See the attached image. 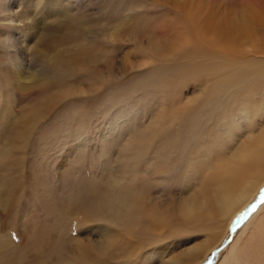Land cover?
<instances>
[{"label":"rangeland","instance_id":"1","mask_svg":"<svg viewBox=\"0 0 264 264\" xmlns=\"http://www.w3.org/2000/svg\"><path fill=\"white\" fill-rule=\"evenodd\" d=\"M263 140L264 0H0V264H264V156L210 215Z\"/></svg>","mask_w":264,"mask_h":264},{"label":"bare ground","instance_id":"2","mask_svg":"<svg viewBox=\"0 0 264 264\" xmlns=\"http://www.w3.org/2000/svg\"><path fill=\"white\" fill-rule=\"evenodd\" d=\"M56 13V12H55ZM49 18H52V19H54V20H56L55 21V24H45L46 26H47V30L50 32V35H47V36H45L44 35V37H42L43 39V41L45 42L46 40H48V39H50V37L52 38V39H54L55 41H57V42H61V44H64V43H62V42H65V41H68V40H71L72 41V39H78L79 37H77V35H79V33L80 32H78V26H79V23H78V21H76V20H74V19H72V18H67V19H65L66 21H65V24H64V26H66V30H68V32L70 31V33H69V35L68 36H66V34H64L65 36H62V37H58V35L56 36V35H54V34H52V33H54V32H57V31H59L60 30V28H61V26H60V22L59 21H57V19H55L54 17H52V15L49 17ZM43 21V20H42ZM50 23V22H49ZM89 24V23H88ZM62 25V24H61ZM88 26V25H87ZM82 27H84V26H82ZM95 27L98 29V31H100V32H103V30H104V26L102 25V26H96V25H90V26H88V27H86L87 29L86 30H84V31H87V32H91V30H92V32H93V30L95 29ZM45 29V28H44ZM44 31H46V30H44ZM48 31H46V33L48 32ZM82 31V30H81ZM83 31V32H84ZM63 32V31H62ZM48 34V33H47ZM101 34V33H100ZM42 35V34H41ZM40 39V38H39ZM53 40V41H54ZM40 41V40H39ZM38 41V42H39ZM71 41H69V42H71ZM43 42V43H44ZM52 43H54V42H51V44ZM40 44V43H39ZM50 44V43H49ZM51 44H50V46H51ZM55 44H57L56 42H55ZM67 44V43H66ZM48 45V44H47ZM53 45V44H52ZM54 46V45H53ZM41 47H42V45H41ZM37 48V47H36ZM44 48V47H43ZM73 48V47H72ZM23 49V48H22ZM33 49V48H32ZM52 49H55V47L54 48H52ZM36 51V49H33V51ZM46 50V49H45ZM72 50V49H71ZM24 51V50H23ZM33 51H31L32 53H33ZM38 51V50H37ZM39 51H40V49H39ZM38 51V53H40ZM42 51H44V50H42ZM47 51V50H46ZM48 51H50L49 49H48ZM59 51V50H58ZM68 51V50H67ZM25 52H27V51H25ZM28 52H30L29 50H28ZM30 52V53H31ZM51 52V51H50ZM54 52V51H53ZM31 53V54H32ZM44 53V52H43ZM60 53H62V52H60ZM29 54V53H28ZM35 53H33L32 55H34ZM51 54V53H50ZM57 54V53H56ZM79 54V50H78V48H76L75 50H73V52H71V55H67V57L65 56H62V55H55L54 57H53V62H51V61H48L47 60V62L46 61H44L46 64L47 63H52L51 64V68H52V71H55V73L56 74H65L67 71H68V67L69 66H72L73 65V63L75 62V60H76V56ZM52 55V54H51ZM44 56V55H43ZM33 57V56H32ZM40 57V56H39ZM37 58V57H36ZM43 58V57H42ZM41 58V60H43ZM45 58V57H44ZM52 58V57H51ZM39 59V58H38ZM44 60H46V59H44ZM42 62V61H41ZM43 62V63H44ZM44 63V64H45ZM50 65V64H49ZM49 65H46V66H49ZM50 68V69H51ZM60 76V75H59ZM252 92V90H250L249 89V92H248V94H250ZM176 112H174L173 114L171 113L170 115H171V118L173 119V120H180V117H182L183 118V115L182 116H180V113L181 112H178V113H176ZM181 121H182V119H181ZM163 133V132H162ZM162 141V140H161ZM162 143H164V142H162ZM165 144H167L166 142L164 143V145H162L163 147H164V149H165V151L167 150H169L170 148H173V147H176L177 146V143H176V141H175V139L174 140H172V141H168V144L167 145H165ZM262 144L264 145V140L262 141ZM162 147V148H163ZM260 149V148H259ZM160 150H162L161 148H160ZM159 150V151H160ZM158 151V150H157ZM166 151V152H167ZM162 152H164V151H162ZM157 153V152H156ZM264 156V151H255V152H253L250 156H249V159H243V160H245V162L243 163V164H241V165H239V166H237V168L234 170V171H232L231 172V174L230 173H224L222 176H221V180L223 181L221 184H222V186L223 187H221L220 188V190H222L223 191V196H222V200L223 201H221V202H219V203H212L211 204V202H209L214 208H216L218 211H216L215 209V211L213 212V214H210L211 213V211H210V215L211 216H214L215 214L214 213H219L220 211H222V213L225 211V210H227L229 213H232V208L234 207V206H236V208H237V210H235V213H238L241 209H242V203H240L239 205H237L240 201H239V197L237 198V196H235V195H237V194H234V192H232L231 193V191H229L228 190V187H227V185L228 184H230L231 182H238V180H239V178L238 177H236V176H238L239 175V177H240V181H242L244 178H245V176L247 175V173L249 172V169L247 168V162H249L253 167H255V159L256 158H259V157H263ZM161 157V156H160ZM158 172H160V170L158 171ZM211 178H212V180L214 179V177L213 176H211ZM244 188V187H243ZM245 189V188H244ZM247 191V190H246ZM243 192H245V190L243 191V189H242V191H241V194H240V196L243 198V200H244V202H247V200L248 199H246L247 197H248V195H244L243 194ZM204 193V192H203ZM202 193V194H203ZM159 194H161V193H159ZM202 194H200V195H202ZM234 194V195H233ZM161 195H159L158 197H160ZM157 197V198H158ZM159 199V198H158ZM70 200V199H69ZM195 200V199H194ZM194 200H190V202H188V203H186V204H188L187 205V208H186V210H184L183 212H184V214L185 215H188V216H192V214H191V211L192 210H200L201 208H203V209H205V207H207L208 205H207V200L206 199H203V200H201V204H199V205H195V203H197L196 201H195V203H194ZM214 201H218V198H216V199H213ZM137 201H141V200H136L135 198H132L131 199V201H128V203H130V207L129 208H126V209H124V210H120V209H118L116 206H115V204L114 203H112V204H110V206H108V207H104V210H103V215H105V219H110L113 223H115V222H119L120 221V219H121V216H122V214L125 212L126 213V215H125V220H126V226H132V225H134L135 223H138V224H140L141 225V227H142V230H146V228H145V225H146V222H145V218H144V216H143V214L141 213V211L139 210V204H138V202ZM163 201H165V200H163ZM193 202V203H192ZM244 202H243V204H244ZM77 203V202H76ZM75 203V204H76ZM76 206V205H75ZM244 206V205H243ZM169 204L168 203H163L162 202V204H160V208L161 209H163L164 211H166V212H169ZM81 208H83V207H81ZM77 210V209H76ZM127 210V211H126ZM201 211V210H200ZM203 211H205V210H203ZM206 211H208V209L206 210ZM154 213L151 215V218H150V221H149V227H150V229L149 230H151V231H153L154 230ZM98 220H101V218H99ZM157 220H159V218H157ZM157 225H159V222L158 223H156ZM105 248H109V246H107V247H103V246H100V248L98 249L100 252H102ZM83 252H81L80 253V255H79V259H81L82 261H83V263L88 259V258H84V257H86L85 255H83V254H86V253H83Z\"/></svg>","mask_w":264,"mask_h":264}]
</instances>
